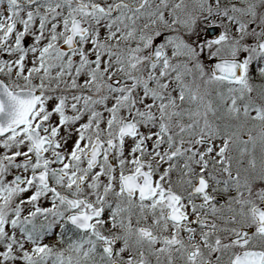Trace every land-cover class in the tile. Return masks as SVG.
Wrapping results in <instances>:
<instances>
[{"label":"snow or ice","instance_id":"6c2138e0","mask_svg":"<svg viewBox=\"0 0 264 264\" xmlns=\"http://www.w3.org/2000/svg\"><path fill=\"white\" fill-rule=\"evenodd\" d=\"M0 264H264V0H0Z\"/></svg>","mask_w":264,"mask_h":264}]
</instances>
